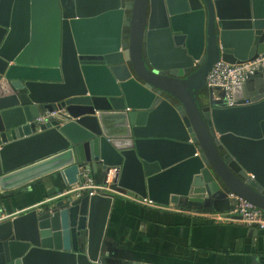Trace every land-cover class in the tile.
<instances>
[{"label": "water", "instance_id": "water-1", "mask_svg": "<svg viewBox=\"0 0 264 264\" xmlns=\"http://www.w3.org/2000/svg\"><path fill=\"white\" fill-rule=\"evenodd\" d=\"M263 53L264 0H0V216L7 195L80 170L178 210L225 213L232 194L264 212V67L234 88L246 105L205 81ZM95 199L1 222L0 264H105Z\"/></svg>", "mask_w": 264, "mask_h": 264}, {"label": "crops", "instance_id": "crops-1", "mask_svg": "<svg viewBox=\"0 0 264 264\" xmlns=\"http://www.w3.org/2000/svg\"><path fill=\"white\" fill-rule=\"evenodd\" d=\"M4 96L0 93V100ZM69 178L55 175L7 195L12 218L49 198L48 192L71 187ZM94 179L102 182L99 174ZM109 196H90L99 198L93 200L90 213L94 229L104 222L97 248L105 264H264V231L207 220L202 215L213 213L207 211L211 202L179 212H160Z\"/></svg>", "mask_w": 264, "mask_h": 264}, {"label": "built area", "instance_id": "built-area-1", "mask_svg": "<svg viewBox=\"0 0 264 264\" xmlns=\"http://www.w3.org/2000/svg\"><path fill=\"white\" fill-rule=\"evenodd\" d=\"M264 67V53L258 55L253 61H248L242 64L230 65L219 61L215 63L206 76V88L211 94L212 101L220 102L224 101L226 107H236L239 105L248 104L247 101L238 103L234 100V88L241 86L244 82L250 78H253ZM44 121V117H40L36 120L41 124ZM79 175L82 182L74 186L68 187L59 191L50 199H61L63 197H70L72 201L81 199L84 196H92L95 194H104L110 196H116L130 201L140 207L151 209L160 212H179L181 210L176 209L173 205H158L148 199H142L139 197L129 196L125 192H120L114 188V170L111 171L108 178L104 183H98L91 176L87 170H80ZM228 200H232L233 203H229L230 211L225 213H211L202 215L207 220L216 224H240L245 227H255L260 231H264V212L257 209L250 203L239 199L238 197L230 194ZM40 203V204H41ZM12 217L11 215L0 216V223Z\"/></svg>", "mask_w": 264, "mask_h": 264}, {"label": "flooded vegetation", "instance_id": "flooded-vegetation-1", "mask_svg": "<svg viewBox=\"0 0 264 264\" xmlns=\"http://www.w3.org/2000/svg\"><path fill=\"white\" fill-rule=\"evenodd\" d=\"M124 33H125V31H124ZM205 205H209V204H205Z\"/></svg>", "mask_w": 264, "mask_h": 264}]
</instances>
